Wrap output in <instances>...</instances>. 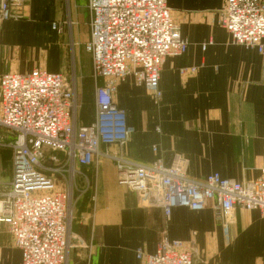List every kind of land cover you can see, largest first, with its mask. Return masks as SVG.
<instances>
[{
  "label": "crops",
  "instance_id": "crops-1",
  "mask_svg": "<svg viewBox=\"0 0 264 264\" xmlns=\"http://www.w3.org/2000/svg\"><path fill=\"white\" fill-rule=\"evenodd\" d=\"M224 3L167 0L187 51L164 60L159 99L131 77L118 84L113 100L125 113L128 139L119 149L102 145L101 152L144 164L169 165L181 157L187 176L196 180L217 173L242 183L259 176L264 57L231 43L219 25ZM87 5L88 0H27L14 9L17 18L0 25V76L33 69L69 79L80 75L89 55ZM89 67L85 72L91 74ZM190 68L193 74H181ZM92 106L93 115L80 124L94 119V95ZM75 170L72 248L66 264H141L136 251L154 254L163 237L191 245L192 264H264V215L257 210L235 209L226 227L209 207H175L167 219L160 209L146 206L139 192L117 183L112 160L100 157L97 164L76 165ZM0 264H21L5 225H0Z\"/></svg>",
  "mask_w": 264,
  "mask_h": 264
},
{
  "label": "built area",
  "instance_id": "built-area-1",
  "mask_svg": "<svg viewBox=\"0 0 264 264\" xmlns=\"http://www.w3.org/2000/svg\"><path fill=\"white\" fill-rule=\"evenodd\" d=\"M25 1L0 0V25L16 19L13 10ZM87 7L90 36L85 51L94 82L90 124L78 122L76 91L64 75L33 69L0 76V147L12 151L11 177L7 182L0 178V225L20 251L21 264H66L72 248L71 179L76 165L89 167L100 157L114 162L119 185L139 192L146 206L160 209L167 219L175 207H209L223 227L237 208L264 215V160L257 178L238 183L217 173L192 179L181 157L169 165L144 164L100 151L102 145L119 149L128 139L125 113L113 100L118 84L131 77L159 99L164 60L183 55L188 43L167 0H88ZM219 25L233 45L264 57L260 0H225ZM53 29L60 32L56 24ZM186 72L195 69L181 70ZM136 258L141 264H192L193 248L163 237L154 254L137 250Z\"/></svg>",
  "mask_w": 264,
  "mask_h": 264
},
{
  "label": "rangeland",
  "instance_id": "rangeland-1",
  "mask_svg": "<svg viewBox=\"0 0 264 264\" xmlns=\"http://www.w3.org/2000/svg\"><path fill=\"white\" fill-rule=\"evenodd\" d=\"M90 64H91L90 56L85 54L83 72L80 75L79 73L72 74L70 76V79L66 77L73 85L74 90L76 91V109H77L76 116L79 123L80 122L85 123L93 115L92 100L94 95V82L93 80H91L92 77L90 71L87 73L85 72V68H88ZM11 165H12L11 149H9L8 147H0V178L4 182L9 181L11 177ZM76 176H78L77 173L74 175V178L71 179L72 190L69 191L70 193L69 200L71 201L73 207L75 204V193H76L75 187H77V183L75 180ZM82 176H86V174ZM62 188L65 189L64 185L62 186Z\"/></svg>",
  "mask_w": 264,
  "mask_h": 264
}]
</instances>
